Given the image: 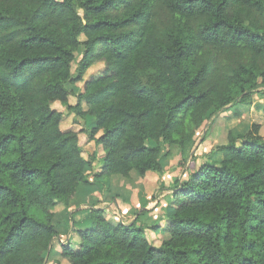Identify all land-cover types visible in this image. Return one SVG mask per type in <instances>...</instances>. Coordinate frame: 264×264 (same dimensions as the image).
<instances>
[{
  "label": "trees",
  "instance_id": "16d2710c",
  "mask_svg": "<svg viewBox=\"0 0 264 264\" xmlns=\"http://www.w3.org/2000/svg\"><path fill=\"white\" fill-rule=\"evenodd\" d=\"M67 85L79 89L75 105ZM262 99L264 0H0V264H47L52 253L68 264H264L257 123L224 131L189 164L173 212L152 227L169 234L160 246L139 225L150 211L113 224L94 208L79 246L53 252L57 210L91 183L97 160L84 158L81 133L104 149L96 176L135 173L157 191L164 157L177 149L185 168L210 122ZM56 104L94 126L63 130Z\"/></svg>",
  "mask_w": 264,
  "mask_h": 264
},
{
  "label": "rangeland",
  "instance_id": "374dc122",
  "mask_svg": "<svg viewBox=\"0 0 264 264\" xmlns=\"http://www.w3.org/2000/svg\"><path fill=\"white\" fill-rule=\"evenodd\" d=\"M81 40L84 41L85 38L81 37ZM83 52H84L83 48H81L80 51L77 53V60H76L77 63L82 58ZM76 62L73 64V69H72L73 73H75L76 68H77ZM104 69H105V66L103 64H98L94 66L90 71L91 76H97L101 74L104 71ZM78 87L81 89L83 87V83H79ZM67 88L72 93L69 99V103L71 105H75L77 102L76 95L79 93V89L73 85H67ZM262 100H263V104L261 106L262 108H264V99ZM258 101L259 100L255 101L253 104L236 105L232 107L231 109H229L227 112H225L223 115L218 116L214 121L210 122L206 127V129L209 128L207 137L205 138V133L207 131L204 130L201 136L197 139L196 145L192 149V151L186 152L187 154L184 156V158L188 163L185 168L182 167L180 170V168L176 167L175 165L176 162L179 160L178 158L179 153L177 154V149L173 150L174 152L170 157H164L162 159L163 165L166 167V165L168 166V163H169L170 164V166H168L169 171H172V169H178L180 171V174L178 175V177L181 175L183 178L181 179L186 180L188 178L187 169L189 167V164L193 161V159H197L199 165L203 163L204 161L203 159H205V157L208 154H210L213 150H215L217 146L223 143V139L221 138V135L224 131L226 132V130H230L234 128V131L236 130L235 132L237 133L243 130L242 128L243 126H247V125L250 126V124H254V123L259 124L261 121L264 120V114L262 112V108L258 109L257 108L258 105H254L255 103L257 104ZM54 107H56L59 111H62L64 113V118H63L62 125H61L63 130L78 131L80 128L81 129L85 128V130L89 131L94 126L95 121H94V117L92 116H87L86 119L82 120L80 119V117H77L74 114H71L70 112L66 110V108L59 106L58 104H56ZM84 109H86L85 106H84ZM238 124L239 126H236ZM214 128L216 129L215 131H214ZM80 136H84L80 140L81 145L83 147V151H84L83 153L84 158L85 159H90L91 157L97 158L94 167L86 169L89 172L87 175L88 180L90 182L97 181V184L101 186V189H98L95 192L90 194V196L92 197L91 200L85 202L86 205L88 206H86L85 208L79 206L78 209L73 214L70 212L71 214L67 215L64 219L61 218L58 221H55L58 226L59 233L60 235H62L61 239L65 240L66 242L69 240L74 247H78L80 244V238L78 236L77 231L80 229L83 230V229L91 228L93 226L92 220L90 218V213L92 209L94 208L104 209L107 214V218L113 224H118L119 222L124 223V221L127 224H130L132 222V221L127 222L126 220H122V217L119 214V210L122 212L124 216L128 215L129 213L133 211H137V210L138 211L136 212V215H138V214H141V211H142L141 205L136 200H132L129 203L123 202L121 206H119V208H117L116 206L117 210L115 211L111 210L107 204L103 205L102 201L95 202L97 201V199L101 198L102 196H105L108 190H110L109 194L113 193L117 188V185H118L117 182L118 183L121 182L122 185L127 186V188L133 191V188L131 187V185H133V180H134L133 178H134V175L136 174L134 173L129 178L121 177L119 175L111 176V177L96 176L97 173L101 172V166H102L101 161H100L102 158L100 157L101 149L99 147L98 148L94 147L93 146L94 143H88L87 138L85 137L86 136L85 133H81ZM179 157L181 156L179 155ZM219 157L220 156L217 155V158ZM91 185H93V183H89L85 185L81 184L78 188L77 193L79 192L81 188L89 187ZM174 188H175V185H173L172 190ZM167 189H169L168 186L163 185V189L157 190V192L158 191L159 192L169 191ZM172 192L173 191H171L169 195L163 194L161 196L162 200L160 201L158 208L155 211H153V213H146L142 215L140 218L139 225L141 224L146 225L145 232L148 236H149V233H148L149 231L153 233H157L158 238L155 235H152L154 240L149 236L152 243L154 244H157L160 241L162 242L163 239H165L169 235L167 231L163 228H159L158 230H153L152 227L159 226V225L164 226L166 223V218L168 217V215H170L173 212L175 207H174V200H173ZM109 194L106 197L107 201L109 199L108 196H110ZM154 195H158V194L154 193ZM87 199H90V197H88ZM93 201L96 203V206L92 205ZM61 239L57 237L54 240L53 252L58 250L57 248L60 246V243H62ZM47 264H68V263H67V260H63V261L59 260L58 262V257H56L54 253H52L51 255L47 257Z\"/></svg>",
  "mask_w": 264,
  "mask_h": 264
},
{
  "label": "crops",
  "instance_id": "0c3cea01",
  "mask_svg": "<svg viewBox=\"0 0 264 264\" xmlns=\"http://www.w3.org/2000/svg\"><path fill=\"white\" fill-rule=\"evenodd\" d=\"M262 104H263V100H259L257 102V104L255 103L254 105H258L257 108L260 109V108H262V106H261ZM262 112L264 114V108H262ZM218 122H220V121H218ZM259 124H264V120L261 121ZM251 125L252 124H250V126L247 125L248 127L247 126H243L242 127L243 130H241L240 132H237V133H247L249 131ZM236 126H239V124L236 125ZM215 130L216 129L214 128V131ZM230 130L234 131V128L230 129ZM93 146L96 147V148L99 147L101 149V154H100L101 156L100 157H102L104 155L103 147L96 146L95 144H93ZM168 166H170L169 163H168ZM168 166L167 165H166V167L164 166V171H163V173L161 175V178L159 179L158 182H159V184L168 186L169 189H167V190H169V191H163V192L153 191L152 190L153 189L152 184L148 185L144 181H142L140 178H138L136 175H134L133 185H131V187L133 188V191L131 189L127 188V186L122 185L121 182H119V183L117 182V184H118L117 188H116V190L113 193L109 194L110 190H108L106 192L105 196H102L101 198L97 199V201H95V202L102 201L103 205L107 204L111 210L115 211V210H117V208H119V206H121V204L123 202L129 203L132 200H136L141 205V208H142L141 212L147 210V211H150V213H153V211H155L158 208L159 203L162 200L161 196L163 194L169 195L170 192L172 191L173 185H176L177 181H180V182L185 181V180H182L183 178H182L181 175L178 177V175L180 174V171L178 169H172V171H169V167ZM88 173H89L88 170H86V174H88ZM91 183H93V185H91L89 187H83V188H81L79 190V192L77 193L75 199L73 200V202H71L69 204L68 207H66V208L65 207H61V208H59L57 210V215L55 217V221H58L61 218L64 219L67 215H69L71 213L73 214L78 209L79 206H81L83 208L88 206V205H86L85 202L91 200L92 197L90 196V194L95 192L98 189H101V186H99V184H97V181H92ZM98 193H99V191H98ZM154 193H157L158 195H154ZM108 194L110 196H108L109 199L107 201L106 197H107ZM99 195H100V193H99ZM88 197H90V199H87ZM95 202L93 201L92 205L96 206ZM116 206H117V208H116ZM137 211H133V212L129 213L128 215L124 216L122 214V212L119 210V214L122 217V220H126L127 222H131V221L133 222L134 220L137 219V217L139 215V214L136 215ZM124 223L127 224L125 221H124ZM148 233H149V236L153 240H154V238H153L152 235H155L158 238L157 233H153L151 231H149ZM60 237L62 238V235H60ZM61 238H59V239H61ZM61 241L66 243V241L63 240V239H61ZM161 244H162V242L160 241L157 244H155V246H160Z\"/></svg>",
  "mask_w": 264,
  "mask_h": 264
},
{
  "label": "built area",
  "instance_id": "2783aa9c",
  "mask_svg": "<svg viewBox=\"0 0 264 264\" xmlns=\"http://www.w3.org/2000/svg\"><path fill=\"white\" fill-rule=\"evenodd\" d=\"M62 243H65V242H63V241H61Z\"/></svg>",
  "mask_w": 264,
  "mask_h": 264
}]
</instances>
